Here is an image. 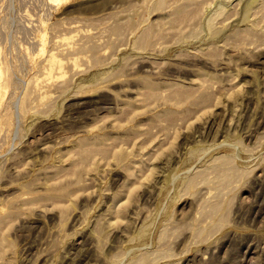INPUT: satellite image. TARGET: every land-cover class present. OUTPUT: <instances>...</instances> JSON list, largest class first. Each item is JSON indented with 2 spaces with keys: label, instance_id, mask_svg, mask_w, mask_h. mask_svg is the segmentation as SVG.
Returning a JSON list of instances; mask_svg holds the SVG:
<instances>
[{
  "label": "rangeland",
  "instance_id": "374dc122",
  "mask_svg": "<svg viewBox=\"0 0 264 264\" xmlns=\"http://www.w3.org/2000/svg\"><path fill=\"white\" fill-rule=\"evenodd\" d=\"M0 264H264V0H0Z\"/></svg>",
  "mask_w": 264,
  "mask_h": 264
}]
</instances>
